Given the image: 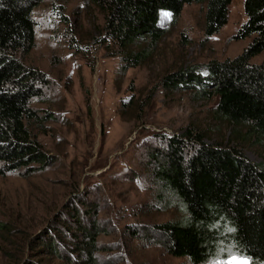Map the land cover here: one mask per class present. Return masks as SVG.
<instances>
[{
    "label": "rangeland",
    "instance_id": "1",
    "mask_svg": "<svg viewBox=\"0 0 264 264\" xmlns=\"http://www.w3.org/2000/svg\"><path fill=\"white\" fill-rule=\"evenodd\" d=\"M204 10L184 5L177 18L160 12L162 38L144 64L121 73L118 56L101 40L103 13L90 0H38L34 43L23 61L48 79L31 100L42 118L31 127L50 158L44 167L0 175V264L59 263L47 244L67 242L69 212L94 206L98 264H189L169 255L164 238L152 231L185 215L152 176L147 143L153 134L190 128L205 143L237 146L252 163L264 158V139L244 140V128L215 117L214 98L161 86L166 73L187 65L202 73L208 61L233 58L250 41L234 38L245 21L243 0H231L227 23L208 38ZM263 60L264 52L250 62Z\"/></svg>",
    "mask_w": 264,
    "mask_h": 264
},
{
    "label": "trees",
    "instance_id": "2",
    "mask_svg": "<svg viewBox=\"0 0 264 264\" xmlns=\"http://www.w3.org/2000/svg\"><path fill=\"white\" fill-rule=\"evenodd\" d=\"M103 13L101 40L119 58L123 73L149 58L163 36L160 12L180 16L184 5L204 6L203 33H218L227 23L231 0H90ZM38 0H0V175L44 167L49 161L32 125L41 123L31 100L48 85L45 74L25 64L34 43L32 10ZM245 21L235 39L250 41L240 54L210 60L200 68L187 65L161 78L165 89H192L214 98L215 117L244 128V140L264 139V0H243ZM109 43V45L107 44ZM154 180L171 192L184 218L156 224L152 231L165 240L166 252L189 264L226 259L237 250L264 264V158L250 162L233 145L205 143L195 131L153 134L147 143ZM83 207V206H81ZM67 242L48 243L57 264H98L100 228L96 206L71 211ZM63 227V226H62ZM27 264H39L29 261Z\"/></svg>",
    "mask_w": 264,
    "mask_h": 264
},
{
    "label": "snow or ice",
    "instance_id": "3",
    "mask_svg": "<svg viewBox=\"0 0 264 264\" xmlns=\"http://www.w3.org/2000/svg\"><path fill=\"white\" fill-rule=\"evenodd\" d=\"M164 18H168V14H164ZM228 259L225 260L224 264H257L256 261L247 257L244 253L237 250H228L226 253Z\"/></svg>",
    "mask_w": 264,
    "mask_h": 264
}]
</instances>
